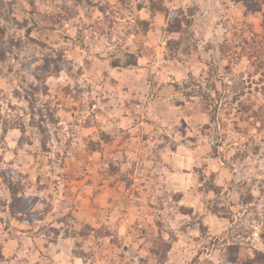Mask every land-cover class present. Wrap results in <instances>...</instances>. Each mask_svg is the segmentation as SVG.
<instances>
[{
	"label": "rangeland",
	"instance_id": "rangeland-1",
	"mask_svg": "<svg viewBox=\"0 0 264 264\" xmlns=\"http://www.w3.org/2000/svg\"><path fill=\"white\" fill-rule=\"evenodd\" d=\"M0 26V264L264 254V0H0Z\"/></svg>",
	"mask_w": 264,
	"mask_h": 264
},
{
	"label": "trees",
	"instance_id": "trees-1",
	"mask_svg": "<svg viewBox=\"0 0 264 264\" xmlns=\"http://www.w3.org/2000/svg\"><path fill=\"white\" fill-rule=\"evenodd\" d=\"M235 2L241 3L244 8L246 9L247 12L249 13H259L262 10V6H263V0H233ZM155 12V9L153 10L152 8V13ZM147 24V22H145ZM4 30L3 28L0 26V36H2L0 39H4ZM0 51H2V44L0 43ZM5 56V55H4ZM195 88L193 90V95L198 94V96H203L202 93L204 92L203 90V86H201V84L199 82H195ZM233 247V246H231ZM257 254H259V257L257 258V260H254V258H249L247 260H245V264H264V254L262 252H258ZM239 259H234L231 262L233 264H238Z\"/></svg>",
	"mask_w": 264,
	"mask_h": 264
}]
</instances>
